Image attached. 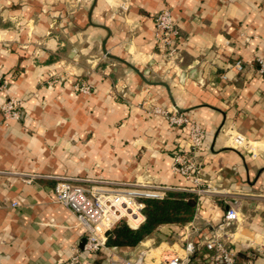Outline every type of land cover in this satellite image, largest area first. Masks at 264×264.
Wrapping results in <instances>:
<instances>
[{
    "label": "crops",
    "instance_id": "0c3cea01",
    "mask_svg": "<svg viewBox=\"0 0 264 264\" xmlns=\"http://www.w3.org/2000/svg\"><path fill=\"white\" fill-rule=\"evenodd\" d=\"M163 9L179 32L172 63L155 41L154 17ZM260 55L264 0H0V70L8 81L0 89V264H57L82 251L84 230L55 201L56 176L157 181L179 192L191 186L171 170L173 153L187 148L186 132L148 116L149 105H177L207 130L201 160L214 191L189 223L159 230L179 239L189 224L199 245L235 207L241 219L228 231L237 260H260ZM81 84L90 92L77 90ZM11 96L23 102V115L6 122L1 105ZM229 131L250 139L256 155L234 148ZM152 241L117 253L133 256Z\"/></svg>",
    "mask_w": 264,
    "mask_h": 264
},
{
    "label": "built area",
    "instance_id": "2783aa9c",
    "mask_svg": "<svg viewBox=\"0 0 264 264\" xmlns=\"http://www.w3.org/2000/svg\"><path fill=\"white\" fill-rule=\"evenodd\" d=\"M154 23L157 47L165 61L175 62L179 32L171 11L163 9L157 13ZM256 62L259 75L264 79V56H258ZM233 69L240 73L244 70V64L237 61ZM7 87L8 81L0 70V89L6 91ZM76 89L82 93L90 92V87L86 84L76 85ZM151 107L146 109L150 110L151 115L164 120L171 130L183 129L187 134V148H180L173 153L171 170L191 184L184 192L197 195L199 211L204 196L214 192L211 183L205 178L204 163L201 160V154L208 149V132L185 113L175 109L169 111L158 105ZM1 111L6 122L20 120L23 115L22 101L11 96L3 101ZM228 138L234 148L245 149L252 156L256 155V146L246 136L229 131ZM109 185L111 184L103 187L92 182L84 184L71 178H64L56 183L55 201L71 212L76 224L84 230L85 237L82 251L74 250L69 258L60 259L57 264H97L100 258V264H264V237L257 249L260 260L238 262L231 233L228 231V228L241 219L235 207L226 211L219 223L218 232L204 236L199 245L189 238L188 224L185 233L173 244L163 242L156 248L144 247L130 257L120 255L107 244L112 229L123 218H127L131 228H139L145 220L144 200H163L173 189L150 183ZM138 216L143 219L133 225L132 221Z\"/></svg>",
    "mask_w": 264,
    "mask_h": 264
},
{
    "label": "trees",
    "instance_id": "16d2710c",
    "mask_svg": "<svg viewBox=\"0 0 264 264\" xmlns=\"http://www.w3.org/2000/svg\"><path fill=\"white\" fill-rule=\"evenodd\" d=\"M144 204L145 220L140 227L133 229L125 221H120L108 235L109 247L133 248L154 235L162 226L189 223L195 217L198 197L193 193L171 191L163 200L146 199ZM142 219V216H138L132 224ZM101 262V258L97 260V264Z\"/></svg>",
    "mask_w": 264,
    "mask_h": 264
},
{
    "label": "rangeland",
    "instance_id": "374dc122",
    "mask_svg": "<svg viewBox=\"0 0 264 264\" xmlns=\"http://www.w3.org/2000/svg\"><path fill=\"white\" fill-rule=\"evenodd\" d=\"M58 82H59L58 79H53L49 83H51V84H57ZM22 104H23V102H22ZM153 106H155V105H149L148 107L153 108ZM146 112H147L148 116L154 117V118H158V117H156L154 115H151L150 114V110H146ZM19 174L21 176H23V177L25 176L27 178H28V176H39L37 174H31V173H25V172H19ZM64 178H70V177H68V176H62V175L55 177V179H56L57 182L60 181V180H62V179H64ZM89 181L92 182V183H95L97 185L103 186V187L107 186L108 183L111 184L109 186H112V185H121V184H128V183L111 181V180H107V179H103V178L95 179V180H89ZM137 183H150V184H158V185H160L157 181H148V180H141V181L132 182V184H137ZM121 221H125L128 224L127 218H123ZM149 238H151L153 240L151 242L149 248H156L157 246H159L163 242H169L170 244H173L174 242L177 241L176 238L175 239L173 238V233L169 229H167V228H163L161 230H158L154 235H152Z\"/></svg>",
    "mask_w": 264,
    "mask_h": 264
},
{
    "label": "water",
    "instance_id": "95a60500",
    "mask_svg": "<svg viewBox=\"0 0 264 264\" xmlns=\"http://www.w3.org/2000/svg\"><path fill=\"white\" fill-rule=\"evenodd\" d=\"M103 51H104V53H105L108 57H112V56L107 52V49H106L105 47H104ZM127 64H128L129 66H131V67L134 68V66H132L131 64H129V63H127ZM134 69H136V68H134ZM199 83L203 85V82H202L201 80H199ZM168 109H169V111H172L173 109H175L177 112L183 113V111H182L181 109H179V107H177V105H174V107H169ZM84 242H85V239H84ZM114 250L117 251L118 249L115 248Z\"/></svg>",
    "mask_w": 264,
    "mask_h": 264
}]
</instances>
